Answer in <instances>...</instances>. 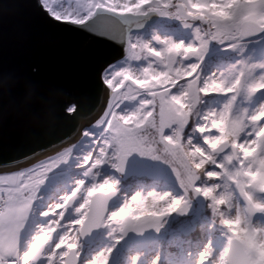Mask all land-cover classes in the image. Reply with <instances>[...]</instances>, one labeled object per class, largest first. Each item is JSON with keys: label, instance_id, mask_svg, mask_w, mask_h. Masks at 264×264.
Wrapping results in <instances>:
<instances>
[{"label": "snow or ice", "instance_id": "obj_1", "mask_svg": "<svg viewBox=\"0 0 264 264\" xmlns=\"http://www.w3.org/2000/svg\"><path fill=\"white\" fill-rule=\"evenodd\" d=\"M42 2L54 20L79 27H87L101 10L121 17L159 13L193 26L195 40L185 43L160 36L154 41L130 37L128 56L134 60L148 59L142 78L134 77L124 61L101 68L100 79L113 91L103 115L82 135L88 147L79 157V166L85 169L83 178L77 179L70 194L61 196L58 203L46 205L47 210L43 209L41 216L48 220L44 227L35 226L38 234L26 237L35 204L40 199V188L54 169L72 157L78 145L34 168L0 176V264H110L115 245L130 232L159 231L171 214L188 213V197L193 192L212 201L213 212L228 228L229 236L218 251L211 245L202 250L199 264H205L206 260L212 264L213 259L208 258L214 252L223 264H246L244 250L250 238L233 235L231 225L249 224L257 212L264 213V202L256 196L257 191L264 193V183L256 178L257 172L264 169V105L254 112L245 109L239 114L233 112L232 103L225 104L222 110L202 109L206 97L213 94H231V101H235L242 89L250 93L264 91V63L241 61L231 81L222 74L203 76L202 64L213 41L235 49L246 38L264 36V0H252V16L244 19L206 15L201 9L212 3L209 0H74L61 10L52 7L49 0ZM239 2L248 4V0ZM102 38L119 42L107 32ZM153 64L156 68L163 66L162 70L157 72ZM254 70H258L256 77ZM126 80L145 90L143 94L138 92V107L131 111L121 105L135 97L116 91ZM172 88L177 91L173 93ZM76 111V103L65 108L68 114ZM190 125L191 133L186 131ZM196 132L202 135L203 145L194 142L192 133ZM133 154L164 160L172 167L184 195H170L168 212L122 217L121 210L128 212L140 198L139 192L135 197L131 195L132 203L125 196L121 206L110 208L120 180L102 175L103 166L109 164L115 171L124 173ZM206 165L214 167L210 170ZM109 187L110 191L101 192ZM237 190L246 206L235 203ZM70 210L77 214L76 218L65 217ZM50 212L55 217H50ZM65 219L62 225L61 220ZM57 227L61 231L54 237ZM102 227L110 229L115 243L91 257L84 256L81 238ZM159 259L157 256L152 264H159ZM133 260L136 264L138 257Z\"/></svg>", "mask_w": 264, "mask_h": 264}, {"label": "water", "instance_id": "obj_2", "mask_svg": "<svg viewBox=\"0 0 264 264\" xmlns=\"http://www.w3.org/2000/svg\"><path fill=\"white\" fill-rule=\"evenodd\" d=\"M161 19L159 13L121 17L101 10L79 27L54 20L42 0H0V171L78 142L112 96L101 68L125 57L133 32ZM105 32L119 42L102 38ZM70 103H76L75 113L65 112ZM132 165L128 161L126 170ZM117 201L118 193L110 208ZM99 231L82 239L91 243Z\"/></svg>", "mask_w": 264, "mask_h": 264}, {"label": "rangeland", "instance_id": "obj_3", "mask_svg": "<svg viewBox=\"0 0 264 264\" xmlns=\"http://www.w3.org/2000/svg\"><path fill=\"white\" fill-rule=\"evenodd\" d=\"M209 2H213V0H209ZM215 2H219V0H215ZM49 3L52 7L57 8V10H61L62 7H68V3H74V0H68L67 3L65 0H49ZM151 14L152 13L148 16ZM197 23L201 22L197 21ZM204 26L206 27L207 25ZM136 36L144 40L153 41L156 36H160L161 38H171L174 41L183 40L185 43H191L195 40V28L193 26H186L185 23L178 18L162 16V19L157 24L148 28L145 32L136 31L132 33V37ZM213 42L202 64V75L205 77L213 73L218 75L222 74L226 80L231 81L237 74L241 61L257 65L264 63V36L242 40L240 46L235 49L227 48L225 45H221L215 49L212 48ZM221 50L225 51V55H232L235 53V56L226 59L224 65H214L210 63V65L205 67L207 59L215 52ZM119 61L126 62L124 66L129 67L134 77L142 78L143 69L148 67L147 58L134 60L129 57L128 54L113 64ZM152 67L158 72L162 70L163 66H161V68H156V65L153 64ZM257 71L258 70H254L253 77L257 76ZM251 78L252 77H250V79ZM117 79H119V77ZM129 85H132V90H129ZM116 91L118 93L127 92L129 96L135 97V99L125 100L124 104L121 105L122 108L126 107V110L131 111L138 107L137 102L140 99L138 92L143 94L145 90L140 89L139 86L133 84L132 81L126 80L122 87H117ZM171 91L175 93L177 88H172ZM228 103H232L233 112L235 114H239L245 109L249 112H254L260 106L264 105V91L250 93L247 89H242L235 101H231V94L228 96L223 94H217L215 97L209 96L206 97V103L202 110H222L224 105ZM191 129L192 126L190 125L186 131L191 133ZM87 130L88 128L85 131ZM192 136L195 143L203 145L204 141L201 134L196 132L192 133ZM87 151L88 147L86 146V141L83 140L73 151L72 157L49 174V179L46 180L45 184L40 188V199L37 200L35 204V211L32 215L30 229L29 232L26 233V237L30 234L33 236L38 234L35 228L36 225H40L41 227L45 226L48 218L41 216V212L46 205L58 203L61 196L66 193L70 194L74 182L77 179L83 178L85 169L79 166L81 164V159H79V157H82ZM128 161L133 165L131 168L125 170L124 173L115 171L109 164L108 170L102 169V175H112L120 180L118 201L111 209L121 206L125 196L129 197V202L132 203L130 197L137 191H141L143 196H146L149 191H169L173 196L184 195L183 189L172 167L164 160L133 154ZM213 167L214 166H212L211 169ZM254 167H258V165H254ZM143 176L150 177L151 181L136 180L131 183L126 182L129 179L141 178ZM124 182H126V184ZM256 196L261 202H264V193L257 191ZM188 199L190 202L189 212L186 214H182L181 212L171 214L166 218V223L159 231L147 229L144 233L130 232L123 240L115 245L110 264H134V257H138L136 264H152V261L157 256L160 258L159 264H199V254L208 245H211L217 251L222 248L227 241L228 230L225 225L220 223L219 217L214 214L213 209L210 207V200L194 192L189 195ZM236 201L242 206H246V201L239 195L238 190ZM132 206L135 208L134 203ZM220 207L221 209L225 208L223 205ZM57 211H59V209H57ZM49 216L55 217V213L50 212ZM69 217L74 219L77 217V214L72 211ZM252 219L254 223H264V213L257 212ZM65 223L66 219L61 220L62 225ZM60 231L61 229L57 227L56 232L52 235L55 237L56 233ZM191 231L194 234H190ZM109 233V228L102 227L100 228L98 236L92 243L86 244L82 240L83 255L91 257L97 251L115 243L114 237ZM72 234L75 235V232L73 231ZM62 247L66 250V246ZM216 257L217 254L214 252L212 257L208 259H214ZM205 264H207V260Z\"/></svg>", "mask_w": 264, "mask_h": 264}, {"label": "clouds", "instance_id": "obj_4", "mask_svg": "<svg viewBox=\"0 0 264 264\" xmlns=\"http://www.w3.org/2000/svg\"><path fill=\"white\" fill-rule=\"evenodd\" d=\"M251 4L252 0H248V4H242L239 0H223L222 3L213 0L211 4L203 7L201 11L211 17H239L244 19L252 16ZM256 178L260 183H264V169H260L257 172ZM110 190V187L102 188L101 192ZM137 192L141 194V191ZM135 194L133 197H135ZM171 194L169 191H149L146 196L141 194L140 198L134 201L135 208H130L128 212L121 210L120 215L122 217L133 213H138L139 215H162L169 211L167 205ZM235 203L239 205L237 201ZM210 207L212 208L211 200ZM248 229L251 230L249 231ZM231 232L233 235L250 238L244 250L246 264H264V223L251 221L249 224H241L237 222L231 225ZM228 238L229 236L227 235ZM212 264H223L219 255L212 260Z\"/></svg>", "mask_w": 264, "mask_h": 264}, {"label": "trees", "instance_id": "obj_5", "mask_svg": "<svg viewBox=\"0 0 264 264\" xmlns=\"http://www.w3.org/2000/svg\"><path fill=\"white\" fill-rule=\"evenodd\" d=\"M223 44H220L219 42H213V47L212 48H218L219 46H221ZM259 45V44H258ZM234 57L235 56V53H233L232 55H225V51L224 50H221V51H217L215 52L214 54H212V56H210L208 59H207V62L205 64V67L210 65V63H213L214 65H224V61L226 59H228L229 57ZM143 59V58H142ZM217 96V94H213L211 95V97H215ZM195 119V118H194ZM206 167H209L211 169L212 165H206ZM136 180H145L147 182H150L151 181V178L150 177H147V176H143L141 178H136V179H129L128 181H126L127 183H131V182H134ZM218 181V180H217ZM216 181V182H217ZM126 182H124L126 184ZM213 219V218H212ZM214 220V219H213ZM218 220V219H216ZM216 225V223H215ZM217 226V225H216ZM190 234H194L192 231L190 232ZM123 255V254H122Z\"/></svg>", "mask_w": 264, "mask_h": 264}, {"label": "bare ground", "instance_id": "obj_6", "mask_svg": "<svg viewBox=\"0 0 264 264\" xmlns=\"http://www.w3.org/2000/svg\"><path fill=\"white\" fill-rule=\"evenodd\" d=\"M106 110V109H105ZM103 115V114H102ZM101 115V116H102ZM100 119V118H99ZM98 120V119H97ZM96 120V121H97ZM95 121V122H96ZM95 122H93L92 124H90L89 125V128L88 129H90L91 127H92V125L93 124H95ZM86 130V129H85ZM84 130V131H85ZM81 140L82 139V137H79L78 138V140ZM77 140V141H78ZM79 140V141H80ZM78 141V142H79ZM82 141H83V139H82ZM82 141H80L79 143L78 142H76V143H74L73 145H79ZM73 145H69V146H66V147H64V148H62L61 150H59V151H57V152H54V153H49V154H46V155H44V156H42V157H40L39 159H35L34 161H32L30 164H28V165H26V166H23V167H20V168H17V169H13V170H7V171H0V176H11V175H13L15 172H18V171H21V170H24V169H30V168H34V167H36V166H38L39 164H41L42 162H48L49 160H50V158H54V157H56L57 156V154L58 153H61V152H63L66 148H71ZM48 179H49V177H48ZM47 179V180H48Z\"/></svg>", "mask_w": 264, "mask_h": 264}]
</instances>
